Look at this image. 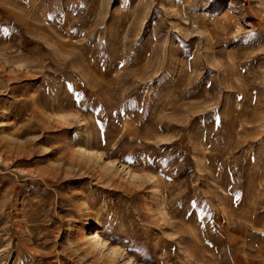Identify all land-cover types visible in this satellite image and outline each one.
I'll return each mask as SVG.
<instances>
[{
    "label": "rangeland",
    "instance_id": "rangeland-1",
    "mask_svg": "<svg viewBox=\"0 0 264 264\" xmlns=\"http://www.w3.org/2000/svg\"><path fill=\"white\" fill-rule=\"evenodd\" d=\"M0 264H264V0H0Z\"/></svg>",
    "mask_w": 264,
    "mask_h": 264
},
{
    "label": "bare ground",
    "instance_id": "bare-ground-1",
    "mask_svg": "<svg viewBox=\"0 0 264 264\" xmlns=\"http://www.w3.org/2000/svg\"><path fill=\"white\" fill-rule=\"evenodd\" d=\"M97 233H98V230L94 233L95 237H98Z\"/></svg>",
    "mask_w": 264,
    "mask_h": 264
}]
</instances>
